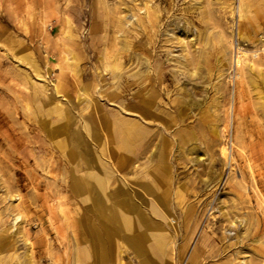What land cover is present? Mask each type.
Instances as JSON below:
<instances>
[{
  "label": "rangeland",
  "instance_id": "374dc122",
  "mask_svg": "<svg viewBox=\"0 0 264 264\" xmlns=\"http://www.w3.org/2000/svg\"><path fill=\"white\" fill-rule=\"evenodd\" d=\"M105 169L168 197L167 264H264V0H0V263L96 264Z\"/></svg>",
  "mask_w": 264,
  "mask_h": 264
},
{
  "label": "crops",
  "instance_id": "0c3cea01",
  "mask_svg": "<svg viewBox=\"0 0 264 264\" xmlns=\"http://www.w3.org/2000/svg\"><path fill=\"white\" fill-rule=\"evenodd\" d=\"M118 133L120 132H112L110 134L112 141H117V144L114 145L111 150L117 147V145L119 144L120 134ZM91 134L94 135L95 138ZM89 135L92 141H96L99 138V134H97L93 130L89 132ZM83 149L86 151H91L89 145H85ZM132 154V152L129 153V159L124 166L121 167L117 165L116 162V165L119 169H124V167L130 165V161L132 160ZM92 162L94 163V166L98 165L95 160ZM91 172L92 171H89L87 173V176L90 178V180L87 182L85 181L86 189L82 196L87 199L86 202L88 203L89 207L97 214V216L103 221H108V219L106 218V208L112 207L108 205L106 199L112 198L116 203L115 205H117L113 209H116L122 214H127L131 213V211H125L126 208H135L132 212L137 215V218L140 221L139 227H135L133 225L131 231H128L127 233L122 227H120V225L108 221L112 223L114 227L117 226V228L113 231L114 233L112 232V234L108 237V240H106V238H100L99 233H92L93 231L91 227H87L86 223V225H84L85 231L87 232V230L90 229L89 233H87V236L90 235V238L92 237L93 240H97V244L96 241L93 243V245H95L93 247V250L96 256V264H167V258H169V244L171 242V239L170 236L167 234L166 228L163 226L159 217L163 218L162 213L165 212L164 209H167L169 207V201H167L168 197L163 195V192L156 191L154 185L146 182L140 184L142 188L140 192H143L144 194L141 196L138 193L139 190L133 189L132 193L131 191H127V189H125L124 187L125 183L124 185H118V187L114 190L107 191L105 190L104 183L105 181H108L110 179V177L112 176L111 173L107 172V170L105 169V175L103 176L105 179H103L102 177L98 176L97 173L95 174L94 172L93 174H95L96 176L92 178V176H90L89 174ZM105 172L109 173L107 179V174ZM136 183H138V181H136ZM132 194L134 199L139 198L141 200V203L138 206H133L130 202V198L132 200ZM99 199H101V201H99ZM145 214H154L159 217H157V219H147ZM148 225H150L152 228H148ZM141 231H144V233H142L143 242L141 245L142 247H140L141 249L138 250L136 247L133 246V243L130 244L125 238L126 236H137ZM148 245H152V249L148 248ZM22 262L23 260L20 261L21 264Z\"/></svg>",
  "mask_w": 264,
  "mask_h": 264
},
{
  "label": "bare ground",
  "instance_id": "6f19581e",
  "mask_svg": "<svg viewBox=\"0 0 264 264\" xmlns=\"http://www.w3.org/2000/svg\"><path fill=\"white\" fill-rule=\"evenodd\" d=\"M158 7V6H157ZM157 7H155V8H157ZM154 10V9H153ZM151 13V12H150ZM159 13V12H158ZM146 18V17H145ZM139 20V19H138ZM146 20V19H145ZM144 20V21H145ZM158 20V14H156V15H153L152 16V18H148V24H149V26H150V29H151V27H152V29H154V25L156 24V22H158L157 21ZM126 21V20H125ZM143 21V20H142ZM143 21V23H145ZM135 22V21H134ZM138 22V21H137ZM140 22V21H139ZM142 24V23H141ZM145 25H146V23H145ZM145 25H143V27L145 26ZM158 24H156V26H157ZM148 26V25H147ZM156 28V27H155ZM144 29V28H143ZM190 29V28H189ZM140 30V29H139ZM144 31V30H143ZM155 32V31H154ZM146 38V37H145ZM149 38V37H148ZM148 43V42H147ZM140 46H142V45H140ZM145 46H146V44H145ZM153 46V45H152ZM144 47V46H143ZM240 51V50H239ZM136 53V52H135ZM139 53V52H138ZM138 53H136L137 55H138ZM143 53V52H142ZM240 54V53H239ZM243 54V53H242ZM139 55H141V54H139ZM138 55V56H139ZM241 55V54H240ZM137 56V57H138ZM142 58L139 60V63H141L142 64V62H144L143 61V56H141ZM140 58V57H139ZM147 63V62H146ZM143 65V64H142ZM142 65H140V67H142ZM144 66V65H143ZM238 67V66H237ZM143 70V67L141 68V71ZM144 72V71H143ZM147 74V73H146ZM142 77H144L143 76V74H142ZM145 88V87H144ZM144 88H142V94H144L145 95V92H144ZM141 94V95H142ZM149 95V94H148ZM140 100V99H139ZM146 100V99H145ZM149 100V99H148ZM151 100V99H150ZM153 100V99H152ZM141 101L143 102L144 101V99L142 100L141 99ZM148 102V101H147ZM153 104V103H152ZM140 115H141V118H142V120H145L146 118H147V115H148V110H147V108H146V104H145V102H143V105H142V109H141V112H140ZM140 129V128H139ZM121 131V132H120ZM119 132L120 133H118V134H120L119 135V144L117 145V147H115V148H113L111 151L113 152V155L116 157V159H117V165H119V166H124L126 163H127V161H128V157H129V153H130V150H131V139H133V138H131L132 136H131V131H129V130H127V128H125V129H123V130H120ZM144 134V133H143ZM92 135V134H91ZM94 138H95V136L94 135H92ZM117 137V136H116ZM115 138V137H114ZM83 142V141H82ZM87 145V144H86ZM147 145V144H146ZM145 145V146H146ZM90 147V146H89ZM149 150V149H148ZM226 146H222L221 147V152H222V154H224L225 155V153H226ZM98 164V163H97ZM98 167H99V165H97ZM96 167V166H95ZM95 174H96V172H94ZM106 173V172H105ZM90 174V176H92V178L94 177V176H96L95 174H93V172H91V173H89ZM88 174V175H89ZM107 174V177H106V179L108 178V176H109V173H106ZM95 179H96V177H95ZM114 180V179H113ZM81 181V180H80ZM147 185V184H146ZM83 187V186H82ZM102 189V188H101ZM142 189V188H141ZM153 189V188H152ZM85 190V189H84ZM144 190V189H143ZM149 190V189H148ZM148 190H146V191H148ZM150 191V190H149ZM87 192V191H86ZM144 193H145V191H144ZM148 193V192H147ZM99 201H101V199H99ZM106 216H108V219H109V221H111L112 223L114 222V223H116V224H118V225H120V227H122L123 229H124V231L127 233L128 231H131V229H132V226L134 225V221H133V219L131 218V217H129L128 215H126V214H122L121 212H119V211H117L116 209H113V208H106ZM146 219V218H145ZM143 220V219H142ZM145 222V221H144ZM119 227V226H118ZM148 228H152L150 225H148L147 226ZM116 228H117V226H116ZM144 230V229H143ZM147 231V230H146ZM149 231V230H148ZM156 232V231H155ZM142 233H144V231H141L137 236H126V238L125 239H127V241L131 244V243H133V246L134 247H136L138 250H140L141 248L140 247H142L141 245H142V242H143V237H142ZM96 234V233H95ZM151 234V233H150ZM160 234V233H159ZM164 234V233H163ZM155 235V234H154ZM161 235V234H160ZM97 236V235H96ZM165 236V235H164ZM16 240V239H15ZM11 241V240H10ZM150 244V243H149ZM148 248H150V249H152V245H148L147 246ZM156 247H158V246H156ZM19 249V248H18ZM160 250V249H159ZM10 251V250H9ZM12 253H14V252H12ZM11 255V254H10ZM195 256H197V255H195ZM8 257V256H7ZM96 257V256H95ZM213 258V257H212ZM6 260V257L5 258H2V260H1V263L0 264H5V262H7V261H5ZM11 261V260H10ZM9 262V261H8ZM28 263V262H27ZM145 263V262H144Z\"/></svg>",
  "mask_w": 264,
  "mask_h": 264
}]
</instances>
